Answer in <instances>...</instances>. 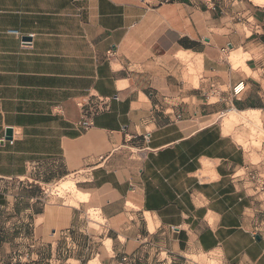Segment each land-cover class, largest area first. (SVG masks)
Here are the masks:
<instances>
[{
    "label": "crops",
    "instance_id": "1",
    "mask_svg": "<svg viewBox=\"0 0 264 264\" xmlns=\"http://www.w3.org/2000/svg\"><path fill=\"white\" fill-rule=\"evenodd\" d=\"M258 112L264 0H0V260L264 264V143L234 135Z\"/></svg>",
    "mask_w": 264,
    "mask_h": 264
},
{
    "label": "rangeland",
    "instance_id": "2",
    "mask_svg": "<svg viewBox=\"0 0 264 264\" xmlns=\"http://www.w3.org/2000/svg\"><path fill=\"white\" fill-rule=\"evenodd\" d=\"M185 59V58H184ZM233 60V59H232ZM234 61L237 63L235 64V66H238L240 64V60L234 59ZM197 71L192 67L191 68V74L192 76L196 77ZM197 81V78H195V83ZM214 101V100H213ZM229 109H225L223 110L219 115V119L222 121L223 127L225 129V121L226 119H230L231 114L228 112ZM259 114V118H260V122L255 123L253 122V124H248L246 122H238L234 128L238 129L239 133H234V128L233 131L231 133H234V135L237 137L238 141L240 144H242L245 148H249V147H253V148H261L263 143H264V130H263V126H262V121H261V114L260 112H258ZM71 178H68L66 180H64L63 182L57 183L56 185H52L49 188H45L47 189V198L48 200H50L51 204L54 205H69L70 203L72 204L74 198L73 196L76 193V188L75 185L71 182ZM77 186V185H76ZM56 189H59L57 191ZM13 187H10V185L8 184H2L0 183V191L3 192L5 195L10 196V191L13 192ZM41 192L45 193L44 190H41ZM3 207H0V240H3V242H5V244L3 245V247L0 248V252L1 255L4 257V255H7L8 252L6 247L4 248V246L9 242L10 240V204L7 203V201L5 200L3 203H1ZM8 204V205H7ZM93 218L96 219L95 216L91 215V212H88V220L91 222L93 221ZM98 222H102V220L98 217ZM86 224H90L88 227V229H90L91 231H99V227L97 226L98 223H86ZM21 234V232H20ZM82 235V240H84V238L86 237L87 239L89 238L88 236H92L94 238H96L95 243L99 242V239L97 238V236H99V234H95L92 232H89L87 229H85L83 232H81ZM19 236V235H16ZM8 246V245H6ZM9 255V254H8ZM193 261L196 264H217L216 261L213 260H209L206 256H202V257H192ZM0 264H8L5 262H3L2 260H0ZM15 264V263H13Z\"/></svg>",
    "mask_w": 264,
    "mask_h": 264
},
{
    "label": "built area",
    "instance_id": "3",
    "mask_svg": "<svg viewBox=\"0 0 264 264\" xmlns=\"http://www.w3.org/2000/svg\"><path fill=\"white\" fill-rule=\"evenodd\" d=\"M161 4L167 3L168 0H159ZM11 35H14L19 38H23L22 35L18 31H9L8 32ZM30 39L34 38V35H30ZM242 84H239L236 88H234V94L238 95L242 90L243 86ZM250 179L254 182L255 184V191L264 194V175L261 174H251Z\"/></svg>",
    "mask_w": 264,
    "mask_h": 264
},
{
    "label": "water",
    "instance_id": "4",
    "mask_svg": "<svg viewBox=\"0 0 264 264\" xmlns=\"http://www.w3.org/2000/svg\"><path fill=\"white\" fill-rule=\"evenodd\" d=\"M24 42H27V41H29L30 40V38H28V37H23V39H22Z\"/></svg>",
    "mask_w": 264,
    "mask_h": 264
}]
</instances>
